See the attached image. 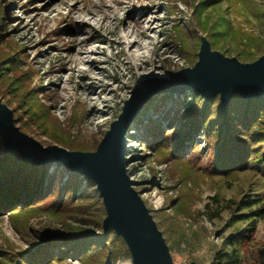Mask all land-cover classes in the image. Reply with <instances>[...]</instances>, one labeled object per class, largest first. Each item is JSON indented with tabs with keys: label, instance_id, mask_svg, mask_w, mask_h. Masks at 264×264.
I'll use <instances>...</instances> for the list:
<instances>
[{
	"label": "rangeland",
	"instance_id": "1",
	"mask_svg": "<svg viewBox=\"0 0 264 264\" xmlns=\"http://www.w3.org/2000/svg\"><path fill=\"white\" fill-rule=\"evenodd\" d=\"M256 2L264 8V0ZM172 4L176 6L175 13L168 9L167 0H0L3 21L0 32L6 31V41L25 46L27 56L22 64L25 69H32L30 87L37 88L40 101L51 107L53 116L64 127L70 125L79 140L93 144L101 140L110 123L118 118L124 101L141 81L149 77L169 78L171 72L191 67L197 61L201 42L191 30L199 36L204 34L190 27L185 43L178 40L175 20L179 18L185 28L187 23H193L192 7L179 0H173ZM222 7L226 8L227 4L223 3ZM230 18L248 31L263 34L262 22L255 16L240 15L233 9ZM126 32L143 43L138 59L130 56L122 44ZM240 42V37H231L221 48L213 49L243 62L252 61L241 55L244 45ZM6 47L7 43L2 45ZM3 89L0 85V91ZM190 93L189 90L162 92L148 99L126 130V168L133 187L162 231L174 264H188L192 260L217 264L213 260L215 246L222 241L219 233L226 226L230 209L223 207L218 217L210 218L211 213L219 210L213 198L219 196L229 201L240 197L247 188L245 176L213 178L195 169L183 178V164L160 161L153 151L156 140L172 128L171 115L166 117V113ZM0 99L12 109L16 105L10 97L0 96ZM73 108L84 110L83 119L75 120L78 124H71L69 118L73 116ZM18 116L20 121L16 125L20 126L28 115L19 108L14 112V119ZM27 125L31 131L24 133L44 146L58 144L30 121ZM197 140L203 145L200 135ZM3 145L0 144V149L4 150ZM88 192L92 201L101 200L95 183ZM179 195L187 198L190 209L175 215L171 200ZM206 204L210 205L208 209ZM101 207L96 204L93 209ZM161 208L175 220L163 223L157 214ZM28 227L21 233L7 214L0 217V249L32 248L41 241L39 234L54 231L61 225L45 216H36L29 220ZM261 247H264L263 219L257 223L254 241L243 249L244 263L252 264ZM53 264L82 262L68 259ZM114 264H132L131 256L122 257Z\"/></svg>",
	"mask_w": 264,
	"mask_h": 264
},
{
	"label": "trees",
	"instance_id": "2",
	"mask_svg": "<svg viewBox=\"0 0 264 264\" xmlns=\"http://www.w3.org/2000/svg\"><path fill=\"white\" fill-rule=\"evenodd\" d=\"M168 9L175 13L173 0H167ZM192 7V22L186 28L175 20L177 38L185 43L186 32L195 27L210 41L212 48H221L231 37H240L244 45L240 53L246 60H255L264 51V8L256 0H179ZM223 3L227 4L223 8ZM240 15H252L262 22L263 34L248 31L241 23L235 24L230 11ZM178 21V22H177ZM182 26V27H181ZM3 21L0 14V29ZM194 38L200 36L191 30ZM7 33L0 32V91L1 97L16 102L13 110L22 109L28 115L19 129L30 132V121L55 142L70 150H94L98 142L78 139L69 127L53 116L50 106L39 99V91L31 88V68L22 64L27 56L25 46L13 40H5ZM7 43L4 49L2 45ZM8 49V50H7ZM195 63V61H194ZM188 98L176 103L168 112L171 115L166 130L156 140L153 151L160 161L173 160L183 164L184 175L195 169L210 177L227 179L245 176L247 188L240 197L225 200L213 198L220 215L223 207L230 209L226 226L219 233L222 241L215 246L213 260L217 264H245L243 249L252 243L257 223L264 220V95L245 99L234 94L227 104L218 95L206 100L201 94L191 92ZM9 100V99H8ZM10 101V100H9ZM73 108L71 124L83 119L84 110ZM83 109V108H82ZM79 116V117H77ZM20 121L15 117V123ZM75 121V122H74ZM204 140L199 143L198 136ZM0 144H3L0 138ZM183 178L181 182L183 181ZM241 178V177H240ZM94 182L56 163L38 164L23 159L17 152L0 149V217L7 214L17 231L24 233L29 220L45 216L61 227L39 234L40 242L29 249H0V263L4 264H53L68 259H79L82 264H114L129 256L126 242L113 229L106 234L103 219L106 212L102 200L92 201L88 192ZM187 186V184H185ZM99 204L101 208L93 209ZM175 215L190 208L187 198L178 196L171 200ZM207 209L209 204L205 205ZM161 221L175 220L164 208L157 211ZM234 229L223 234L229 228ZM33 229V228H32ZM252 264H264V247L258 248Z\"/></svg>",
	"mask_w": 264,
	"mask_h": 264
},
{
	"label": "water",
	"instance_id": "3",
	"mask_svg": "<svg viewBox=\"0 0 264 264\" xmlns=\"http://www.w3.org/2000/svg\"><path fill=\"white\" fill-rule=\"evenodd\" d=\"M198 59L191 67L171 72L169 78L149 77L131 90L118 118L110 123L95 150H70L59 144L44 146L16 125L14 110L0 99V138L4 151L17 152L38 164L56 163L96 185L106 216L103 229L122 236L132 264H174L170 248L141 194L133 187L125 161L126 130L144 104L162 92L191 91L206 100L218 95L225 105L234 94L245 99L264 95V51L252 61H240L213 49L205 35ZM188 264H203L195 260ZM209 264V263H206Z\"/></svg>",
	"mask_w": 264,
	"mask_h": 264
},
{
	"label": "bare ground",
	"instance_id": "4",
	"mask_svg": "<svg viewBox=\"0 0 264 264\" xmlns=\"http://www.w3.org/2000/svg\"><path fill=\"white\" fill-rule=\"evenodd\" d=\"M151 28H153V26H151ZM122 44H125L126 51L130 56L136 57L137 59L141 56L143 43L135 38L133 34L126 32L125 41H123Z\"/></svg>",
	"mask_w": 264,
	"mask_h": 264
}]
</instances>
